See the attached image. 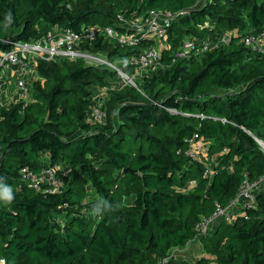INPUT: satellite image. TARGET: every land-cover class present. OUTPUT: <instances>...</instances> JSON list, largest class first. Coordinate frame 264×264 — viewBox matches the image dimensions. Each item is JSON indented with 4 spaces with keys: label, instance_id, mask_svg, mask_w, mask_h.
Instances as JSON below:
<instances>
[{
    "label": "trees",
    "instance_id": "trees-1",
    "mask_svg": "<svg viewBox=\"0 0 264 264\" xmlns=\"http://www.w3.org/2000/svg\"><path fill=\"white\" fill-rule=\"evenodd\" d=\"M151 10L185 14L166 28L159 67L137 87L109 91L102 122L90 120L92 94L119 77L83 59L37 60L31 101L0 109V187L13 194L0 199L5 264H157L193 240L202 245L194 262L167 264H264V191L246 218L220 220L209 234L196 228L244 181L264 176L252 137L264 140V53L235 37L198 57L171 56L187 38L263 31L264 0H0V50L54 27L126 32L125 22ZM154 46L139 36L133 47L102 35L81 44L127 71L122 60ZM195 133L209 142L212 175L185 153ZM54 165L68 170L59 192H37L21 178L25 166ZM85 184L96 197L83 198Z\"/></svg>",
    "mask_w": 264,
    "mask_h": 264
},
{
    "label": "built area",
    "instance_id": "built-area-1",
    "mask_svg": "<svg viewBox=\"0 0 264 264\" xmlns=\"http://www.w3.org/2000/svg\"><path fill=\"white\" fill-rule=\"evenodd\" d=\"M184 11L178 13L161 12L151 10L145 17L137 18L134 21L125 22L124 28L126 32H118L112 27H86L80 32H74L66 28L54 27L45 37L34 42H22L8 40L5 43L7 49L0 50V70L4 71L10 67H15L16 71H12L15 90L19 93L21 100L17 103H22L24 107L31 101V77L29 70V60H46L56 61L61 59L75 60L83 59L87 64L94 66H105L113 70L119 77L120 86L130 85L137 87L135 80L138 70H156L159 67V57L164 45L147 47L136 54H132L121 61L122 65L128 68L117 65L114 59H110L102 54H92L82 50L81 44L86 41H94L99 36H107L115 38L122 46L133 47L137 44V37L147 38L155 41L156 45L161 44L166 39L167 27L183 16ZM122 21V18L119 19ZM209 26V25H208ZM235 37L240 38V42L247 48L257 54L264 53V30L260 32H247L241 35L240 32L233 30L226 32L215 38L195 39L187 38L182 40L178 47L172 52L173 60L189 59L198 57L202 53L213 50L214 48L229 44ZM94 104L91 108L90 120L93 122H102L105 117L103 103L98 100H93ZM16 103V104H17ZM255 142L260 147L264 154V140L252 136ZM185 153L192 160L208 165L205 175H212L213 165L207 163V151L209 142L199 134L195 133L191 137L185 139ZM62 165H54L49 168L42 169L40 172H34L29 167L25 166L20 170L21 178L31 188L37 192L45 194H53L59 192L64 185V177L68 170ZM264 191V176L256 181H244L240 187L235 199L225 208L216 204L215 212L210 217H202L197 230L201 234H209L215 228L217 222L225 221L233 222L237 217H245V210L256 206V194ZM188 242L186 246L189 245ZM183 247V249L185 248ZM179 248L171 250L170 254L157 264H167L171 258H175ZM4 261V260H2ZM5 264V262H4Z\"/></svg>",
    "mask_w": 264,
    "mask_h": 264
},
{
    "label": "crops",
    "instance_id": "crops-1",
    "mask_svg": "<svg viewBox=\"0 0 264 264\" xmlns=\"http://www.w3.org/2000/svg\"><path fill=\"white\" fill-rule=\"evenodd\" d=\"M164 45L167 46L165 42H163L162 47H164ZM156 46L157 48H160L159 44H157ZM29 70L31 75L29 80L34 81L37 78H39L36 72V61L33 59L29 60ZM12 71L14 72L16 71V68L13 66L4 71L0 70V109L2 107L13 106L21 100L19 93L15 90V86H14L15 77H13ZM151 72H152L151 70L150 71L138 70L136 72V77L141 78L145 75H149ZM96 89L97 91H95ZM96 89L92 94V99L101 101L103 104H105L110 90L105 91V88H96ZM99 89L101 91H99ZM212 160L213 159H211V161ZM216 226L217 224L215 225V227ZM201 252H202L201 242L199 240H193L184 249L178 251L177 254L175 255V258L186 260L188 262H194L201 255Z\"/></svg>",
    "mask_w": 264,
    "mask_h": 264
},
{
    "label": "rangeland",
    "instance_id": "rangeland-1",
    "mask_svg": "<svg viewBox=\"0 0 264 264\" xmlns=\"http://www.w3.org/2000/svg\"><path fill=\"white\" fill-rule=\"evenodd\" d=\"M158 43H159V45L163 44V43L161 44L160 42H158ZM118 81H120V79H118ZM118 81H116V80L112 81L110 86L105 88V91L111 90V89L116 88V87H119L120 83ZM117 83H118V85H117ZM95 91H97V89ZM99 91H101V90L99 89ZM213 162H214L213 160L212 161L211 160L210 161L207 160V163L210 164V165H213ZM61 167H64V166H61ZM80 189L83 192V198H85V200L86 199H92V198L96 197V194L94 193L92 187L89 184H85V186L83 188L81 187ZM182 249L183 248H179V250H182Z\"/></svg>",
    "mask_w": 264,
    "mask_h": 264
},
{
    "label": "clouds",
    "instance_id": "clouds-1",
    "mask_svg": "<svg viewBox=\"0 0 264 264\" xmlns=\"http://www.w3.org/2000/svg\"><path fill=\"white\" fill-rule=\"evenodd\" d=\"M11 13L8 14L7 20L11 22ZM0 199H3L6 202H11L13 199L12 189L10 187H0ZM0 264H4V261L0 260Z\"/></svg>",
    "mask_w": 264,
    "mask_h": 264
}]
</instances>
